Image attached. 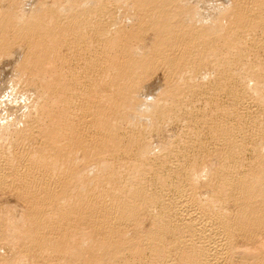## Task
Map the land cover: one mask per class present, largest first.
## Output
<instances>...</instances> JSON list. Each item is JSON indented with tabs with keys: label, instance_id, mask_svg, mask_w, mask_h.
<instances>
[{
	"label": "bare ground",
	"instance_id": "1",
	"mask_svg": "<svg viewBox=\"0 0 264 264\" xmlns=\"http://www.w3.org/2000/svg\"><path fill=\"white\" fill-rule=\"evenodd\" d=\"M60 1L65 15L60 2L44 8L45 1L21 25L10 15L17 3L0 16V47L9 36L25 41L35 75L49 81L42 84L49 102L39 101L38 115L23 130L7 128L9 138L0 135V193L11 190L26 208L24 223L10 225L0 198V264H64L68 253L72 264H264V64L253 62L264 52V0L235 1L227 25L219 18L216 27L209 19L195 23L197 1L134 0L145 16L130 30L118 25L107 0ZM63 40L90 48H80L87 54L77 62L82 75L55 68L52 78ZM231 49L234 58L222 56ZM158 71L171 89L141 111L146 101L138 92ZM204 90L210 107L186 100L185 108L177 97ZM172 105L201 119L213 143L188 140V127L187 140L150 159L148 129L161 127ZM211 153L219 166L201 182ZM149 218L152 226L142 229Z\"/></svg>",
	"mask_w": 264,
	"mask_h": 264
},
{
	"label": "rangeland",
	"instance_id": "2",
	"mask_svg": "<svg viewBox=\"0 0 264 264\" xmlns=\"http://www.w3.org/2000/svg\"><path fill=\"white\" fill-rule=\"evenodd\" d=\"M16 1V2H15ZM46 1V2H45ZM114 1L115 0H112V2L114 3ZM118 3H114V4H117V5H115V6H113L112 7V5H114L110 0H107V5L108 6H110V8L108 9L109 10V12H111V11H115V12H111L112 14L111 15H113L115 18H116V21H117V23H118V25L119 24H121L122 23V26H123V28H126V29H128V30H130V29H133V28H131V27H136L135 25L136 24H139L140 23V21H141V19H143L144 17L143 16H145L144 14L142 15L141 14V11H140V9H139V6L137 5L136 6V4H135V1L134 0H129L130 2H128V0H116ZM195 1H197L196 3H195ZM234 1V2H233ZM235 1H237V0H185L184 1V4L185 3H187V2H189L188 4L189 5H193L194 3H195V7H194V11L196 10V8H197V10L195 11V12H201L202 14H201V17H200V20L199 19H197V21L198 22H196L195 21V23H199V24H202V20L204 19V22L203 23H205V24H207V23H209V20H210V22H211V24H213V27H216L215 25H219L220 26V23H221V20H223V21H225L226 22V20L225 19H227V20H229V18H230V15H231V13L229 12L230 10V7H227V6H229L230 4H233V3H235ZM23 2V3H22ZM45 2V3H44ZM55 2V3H54ZM56 2H60V4H59V7H60V9L62 10H59V12H61V14L63 15L64 13H63V11L64 10H66V9H64L63 10V8H61L62 7V5H63V3L65 2V1H60V0H58V1H54V0H0V16H2V14H4L3 12H5L9 7H11V5H16L15 3H17V7L15 8L16 10L15 11H18L17 13L16 12H14V13H12V14H10L11 16H16L17 17V15L19 16V17H21V18H19L17 21H18V23L21 25V23L23 24L24 23V21H26V20H28V21H30L29 19H30V17L29 16H31V14L30 13H28V12H35V11H39V8H40V6L43 4V6H44V8L47 6V8H50V6L52 7H57V3ZM104 4H106V0H104ZM109 2H111V3H109ZM123 2V3H122ZM124 2H126V3H124ZM134 4H133V3ZM191 2V3H190ZM193 2V3H192ZM200 3V4H197V3ZM205 2H207V3H205ZM101 3H103L102 1H101ZM129 3L131 4V5H129ZM204 3V4H203ZM209 3V4H208ZM212 5H211V4ZM215 3V4H214ZM50 4V5H49ZM111 4V5H110ZM126 4V5H125ZM197 4V5H196ZM218 4H220V6H217ZM10 5V6H9ZM119 5H121V6H119ZM134 5H135V7H137V8H135L134 7ZM203 5V6H202ZM204 5L206 6L205 8H204ZM214 5H216V6H214ZM19 6V7H18ZM43 6H41V8L43 9ZM117 6V7H116ZM124 6H125V8H124ZM199 8H198V7ZM211 6V7H210ZM222 6H224V7H222ZM226 6V7H225ZM58 7V8H59ZM201 7V8H200ZM216 8V10H215V8ZM217 7L218 8H220V10L219 9H217ZM20 8H21V10H20ZM37 8V9H36ZM66 8V7H65ZM115 8H116V10H115ZM203 8V9H202ZM223 8H227L226 10H225V12L223 11L222 12V10H224ZM229 8V9H228ZM3 9V10H2ZM6 9V10H5ZM41 9V10H42ZM73 9H75V8H73ZM129 10V11H124V10ZM200 9H202V11L200 10ZM206 9V10H205ZM222 9V10H221ZM5 10V11H4ZM13 10H14V8H13ZM20 10V11H19ZM24 10H25V12H27V13H22V11L24 12ZM27 10V11H26ZM40 10V11H41ZM76 10V9H75ZM122 10V11H121ZM135 10V11H134ZM213 10V11H212ZM219 11V13L220 14H218V11ZM227 10H229L228 12L229 13H227L226 11ZM3 11V12H2ZM10 11H12V10H10ZM67 11V10H66ZM65 11V12H66ZM140 11V12H139ZM204 11H206V12H204ZM207 11H209L208 13H207ZM215 11V12H214ZM221 11V12H220ZM20 12L22 13V15H20ZM74 12V11H73ZM118 12V13H117ZM122 12H126L125 14L126 15H128L129 13V15L128 16H126L125 14H122ZM66 13H68V11L66 12ZM65 13V14H66ZM120 13V14H119ZM128 13V14H127ZM132 13V14H131ZM203 13H205V14H203ZM207 13V14H206ZM212 13V14H211ZM222 13V14H221ZM64 14V15H65ZM71 14V13H70ZM110 14V13H109ZM117 14V15H116ZM134 14V15H133ZM138 14V15H137ZM211 16H210V15ZM214 14H217V15H215V17H213L214 16ZM227 14V15H226ZM26 15V16H25ZM27 15H28V17H27ZM121 15V16H120ZM220 15H222V16H220ZM22 16L24 17V18H22ZM119 16V17H118ZM124 16V17H123ZM204 16H205V18H204ZM210 16V17H209ZM229 16V17H228ZM16 17H14V18H16ZM133 17H135V18H133ZM142 17V18H141ZM223 19H222V18ZM224 17H228V18H224ZM26 18V20H24ZM27 18H29V19H27ZM122 18V19H121ZM133 18V19H132ZM139 18H141V19H139ZM212 18V19H211ZM219 18L221 19V20H219ZM23 19V20H22ZM118 19V20H117ZM127 19V20H126ZM132 19V20H131ZM209 19V20H208ZM213 19H216V20H213ZM22 22H21V21ZM121 20V21H120ZM137 20V21H136ZM27 21V22H28ZM123 21V22H122ZM134 21V22H133ZM223 21H222V24H224L223 23ZM132 22V23H131ZM201 22V23H200ZM207 22V23H206ZM216 22V23H215ZM125 23V24H124ZM131 23V24H130ZM227 23L228 22H226L225 24L227 25ZM135 24V25H134ZM211 24H209L210 26H212ZM221 24V25H222ZM208 25V24H207ZM120 26V25H119ZM131 26V27H130ZM138 26V25H137ZM12 34V33H11ZM224 34V35H223ZM227 34V32L226 33H220L218 36L220 37V38H224L225 37V35ZM8 37V36H7ZM11 37V38H10ZM88 37H90V36H88ZM92 37V36H91ZM148 37H152L151 35H149L148 34V36L146 35V38H148ZM16 38V37H15ZM93 38V37H92ZM145 38V42H147V41H151L149 38L148 39H146ZM91 38H89V40H90ZM16 40V41H15ZM13 39V37L12 36H9L8 38H6V45H8V46H3V48L2 47H0V49L2 48V49H4V48H6V49H8V50H6V52H5V49L4 50H0V135H3V136H1V137H7V136H9V134L11 133L10 131L11 130H16V128H17V126H18V131L19 130H23L24 128H25V126L26 125H28L29 123L28 122H30L31 121V119L33 118V116L34 117H36V115H38V111H40L39 110V108L40 109H42V107H40L41 105V102H42V104H43V106L44 105H46L47 103V99L46 98H48L49 99V92L47 93V91L48 90H46L47 89V87H45V86H43L44 85V83H46V82H49L46 78L47 77H45V79H46V81H42V80H40V78H38L40 75H35L36 74V72H35V66H33L32 65V63L29 61L30 60V54H28L29 55V57H28V55H27V53H28V48L26 47L25 48V46H27V44L26 45H23V44H25L24 42L25 41H19L18 40V38L17 39ZM88 40V39H87ZM93 40H94V38H93ZM8 41V42H7ZM11 41V42H10ZM64 41V40H63ZM62 41V42H63ZM16 42V43H15ZM21 42V43H20ZM61 42V43H62ZM8 43V44H7ZM10 43V44H9ZM14 45H13V44ZM64 43V46L63 45H61L60 43H59V45L57 46V51L54 53V56H56V58H60V60H58V59H56V61L57 62H55L54 61V63H52L53 65H52V67L53 68H51L50 69V72L51 71H54L55 70V68L58 70L59 68V70L57 71V72H59V73H57L56 71L54 72V73H57V74H59V75H65V77H66V75L68 76H70V74L73 72V70H74V72H78L79 73V76L80 75H82V73L84 72L83 71V69H82V67L80 66V65H82V63L84 62L83 60H84V58H85V56H87V54H83V53H85V52H83L82 53V49L83 48H85L86 46H83V47H79V51L77 50V48H74L73 47V45H70L69 43L68 44H66L67 42L66 41H64L63 42ZM62 43V44H63ZM15 44H17V45H15ZM221 44V43H220ZM10 45V46H9ZM150 45H151V43H150ZM149 45V46H150ZM67 46V47H66ZM8 47V48H7ZM13 47V48H12ZM59 47H63L62 49H60ZM66 47V48H65ZM250 47H251V45L249 46V50H251L250 49ZM80 48H82V49H80ZM86 48H89L88 46L86 47ZM90 49V48H89ZM88 49V50H89ZM13 50V51H12ZM68 50H70V51H68ZM77 52L78 51V53H77V56H75V51ZM81 50V51H80ZM235 49H231V50H229V51H227V50H224V53H222V56L225 54V56H223V57H232V58H234V54L233 53H231V52H233ZM11 51V52H10ZM58 51H61V52H58ZM73 51V52H72ZM225 51H227V52H225ZM80 52V53H79ZM60 55H59V54ZM63 53V54H62ZM73 53V55L74 56H71V54ZM232 54V55H229V54ZM262 53V54H261ZM67 54V55H66ZM80 56H79V55ZM227 54V55H226ZM253 54V53H252ZM259 55H260V57L261 58H259V56L257 57V59L259 60V61H261V62H256V61H253L254 63H256V64H260V65H262V64H264L263 62H264V52L263 51H260V53H258ZM63 55V56H62ZM69 55V56H68ZM25 56V57H24ZM59 56V57H58ZM70 56L71 57H73V58H71L70 59ZM28 57V58H27ZM32 57V56H31ZM81 58L82 60H80L79 58ZM83 57V58H82ZM228 57V58H229ZM229 58V59H232V58ZM250 57H251V59H255V56L253 57V55L251 56V54H250ZM22 59V60H21ZM25 61H24V60ZM73 59V60H72ZM75 59H77V60H75ZM219 59H222L221 57H219ZM27 60V61H26ZM63 60V61H62ZM262 60H263V62H262ZM29 61V62H28ZM62 61V62H61ZM64 61H65V64H64ZM70 63H69V62ZM81 61V62H80ZM25 62V63H24ZM60 62H61V65H60ZM77 62H79V64L77 63ZM28 63V64H27ZM33 66H31L30 64ZM67 63H69V64H67ZM73 63H75L74 65H73ZM27 64V65H26ZM25 65H26V67H25ZM56 67H55V66ZM78 65V66H77ZM18 66H20V67H18ZM27 66H30V67H27ZM60 66V67H59ZM69 66V67H68ZM72 66V67H71ZM76 66V67H75ZM79 66H80V68H79ZM46 67H48V66H46ZM58 67V68H57ZM63 67V68H62ZM74 67V68H73ZM25 68V69H24ZM27 68V69H26ZM30 68V69H29ZM34 68V69H33ZM75 68H79V70L80 69H82L80 72H81V74H80V72H79V70L78 69H75ZM262 68H264L263 67V65H262ZM54 69V70H53ZM31 70V71H30ZM34 70V71H33ZM64 70V71H63ZM71 70V71H70ZM76 70V71H75ZM48 74H49V71L46 69L45 70ZM62 71V72H61ZM32 72V73H31ZM68 72L70 73V74H68ZM19 73V74H18ZM64 73H66V74H64ZM24 75V76H23ZM33 75V76H32ZM51 75L53 76V73L51 72ZM50 74H49V76H51ZM22 76V77H21ZM31 76V77H30ZM38 76V77H37ZM51 76V77H52ZM32 77H34V78H32ZM36 77V78H35ZM41 77V76H40ZM43 77V76H42ZM57 77H60V76H58L57 75ZM64 77V76H63ZM165 77V75L164 74H162V72H160V71H158V73H157V75H154L153 77H151L150 78V80L148 79V81L147 82H145V84H143L142 85V87L140 88L141 90L138 92V96H140V98L139 99H143V97H150L151 98V101H153V100H156L157 98H158V95L161 93L162 94V91L164 90H169L170 91V89L168 88L167 89V87H168V80H166L167 78H164ZM201 77V76H200ZM199 77V78H200ZM52 78H56V76L54 77H52ZM198 78V80H200V82L202 81V82H204L206 79L205 78H203V76L199 79ZM42 79V78H41ZM44 79V77H43V80H45ZM48 79L49 80H51L52 81V79L51 78H49L48 77ZM22 81V82H21ZM26 81V82H25ZM28 81V82H27ZM41 82V83H40ZM43 82V83H42ZM201 82V83H202ZM31 83V84H30ZM167 83V84H166ZM201 83H199L200 85V87H201V89H200V87H198L200 90H202V89H206L210 84H208V82L207 81H205L204 83H206L203 87L201 86ZM43 84V85H42ZM28 86V87H27ZM42 87H45V88H42ZM161 89V90H160ZM146 90V91H145ZM45 91V92H44ZM168 91V92H169ZM205 92H206V90H204ZM204 91H202V92H200V93H198V97H197V94L196 95H194V94H192L194 97H192L190 94H186V92H182V94H180V95H177V97L179 96L180 97V99H179V101H180V103H182V100H183V103H182V105L185 107V108H187V104H184V101H186L187 103H188V106H191V107H193V105L195 106V109H200V108H203V107H205L206 105V107H210V106H208V104L210 105V103L209 102H206V97H208L210 94L208 93V92H206V94H205V92ZM262 91H264V88H263V90ZM189 92V91H188ZM48 95H46V94ZM192 93V92H191ZM205 94V95H204ZM146 95V96H145ZM186 95V96H185ZM190 95V96H189ZM47 96V97H46ZM183 96V97H182ZM46 97V98H45ZM192 97V98H191ZM196 97V98H195ZM202 98V99H201ZM192 99H194V100H192ZM205 99V100H204ZM223 99H226V98H223ZM44 100H45V103H43L44 102ZM39 101H41V102H39ZM150 101V102H151ZM205 101V102H204ZM49 102V101H48ZM27 103V104H26ZM203 104V105H202ZM33 106V107H32ZM38 107V108H37ZM177 107V108H176ZM178 107H180V109L178 108ZM182 108V106H177V105H172V107H169V110L167 111L168 113H167V115H166V117L165 116H162V117H159L160 119H163L162 120V122H161V125H159V126H161V127H156V128H151V123H152V120H151V122H149V118L150 117H143L142 119L143 120H146L145 122L147 123V120H148V123L147 124H149L148 126H150L149 127V129H148V132H149V134H150V136H149V134H148V132H147V138H148V141L151 143V144H149L148 143V145L151 147L152 145V147H153V150H152V147L150 148L149 147V149H151V150H148V153H147V151H146V157H150V159H152V158H155V157H158L157 155L159 154V155H161V153L160 152H162V153H164L163 155H165L167 152H169V149H171V147L174 145V144H178V143H180V139L181 140H183V138H184V136H185V138H184V141L185 140H189V136H191V137H193L194 138V140L196 141L197 140V138L200 140V139H202V140H207V143H210V141L212 140V132L210 131V128L208 127H206V126H203L202 125V123L203 122H201L202 120L201 119H197V118H195V117H193V115H190L189 113H188V115H187V109H185V108ZM182 108V109H181ZM194 108V107H193ZM38 109V110H37ZM177 110V111H176ZM180 110V111H179ZM185 110V111H184ZM171 111V112H170ZM184 111V112H183ZM177 112V114H174V113H176ZM21 113V114H20ZM32 113V114H31ZM182 114V115H181ZM3 115V116H2ZM29 115H31V116H29ZM187 116V117H186ZM193 117V118H192ZM158 118V119H159ZM179 118V119H178ZM7 119V120H6ZM23 119H25V120H23ZM166 119V120H165ZM170 119V120H169ZM174 119V120H173ZM188 119V120H187ZM157 120V119H156ZM168 120V121H167ZM196 120V121H195ZM201 120V121H200ZM186 121V122H185ZM192 121V122H191ZM178 122V123H177ZM198 122H200L199 124H197ZM185 123V124H184ZM188 123V124H187ZM193 123H195V124H193ZM23 124V125H22ZM148 126H147V128H148ZM196 126V127H195ZM188 127H189V130L190 131H192L191 132V134H189L190 132L188 131ZM5 128H6V130H5ZM7 128H9V130L7 129ZM152 130H151V129ZM158 128V129H157ZM193 128H195V129H193ZM203 128V129H202ZM198 130V131H197ZM1 131H3V132H5L4 134L1 132ZM150 131H151V133H150ZM196 131V132H195ZM200 131V132H199ZM9 134H8V133ZM189 132V133H188ZM199 132V133H198ZM189 134L188 135V137H187V139H186V134ZM194 133V134H193ZM195 133H197V134H195ZM7 134V135H6ZM12 134V133H11ZM194 136H193V135ZM11 136V135H10ZM9 136V137H10ZM12 136H14V135H12ZM198 136V137H197ZM201 136V137H200ZM205 136V137H204ZM9 137H7V138H9ZM16 137V136H15ZM146 138V139H147ZM147 141V140H146ZM147 141V142H148ZM175 141V142H174ZM30 143L29 144H33L34 146L36 145V143H35V141H33L34 143H32L31 141H29ZM197 142V141H196ZM212 142V141H211ZM213 143V142H212ZM170 144H172V145H170ZM33 145H29V148H30V146H31V148L33 147ZM28 145H26V147H27ZM37 146V145H36ZM169 146V147H168ZM159 147V148H158ZM168 147V148H167ZM166 148V149H165ZM152 153H151V152ZM165 151V152H164ZM212 154V153H211ZM154 155H156V156H154ZM82 156V154L80 153L79 154V157H81ZM137 156V155H136ZM136 156H134V157H136ZM209 156V155H208ZM208 156L205 158L206 160H207V158H208ZM211 156V155H210ZM209 156V160L207 161V162H205L204 163V165L206 164V166H210V167H206L205 168V170L203 171L202 170V172H201V175H202V177H201V175L199 176V178H200V180H201V182L203 181H205L206 179H207V177L210 175V173H211V170L212 171H214L218 166H219V164H218V160H216V158H217V155H216V158H215V155H213L212 154V156L210 157ZM132 160V159H131ZM133 160H135V161H139V158H135V159H133ZM205 160V161H206ZM212 165V166H211ZM218 165V166H217ZM217 166V167H216ZM207 168H210V169H208L209 170V172L207 171V173H206V170H207ZM208 174V175H206V174ZM205 174V175H204ZM205 176V178H204V176ZM203 178V179H202ZM13 192L10 190L9 191V189L8 190H3L1 193H0V198H1V205H2V210H3V213H5V216H7V219L8 220H10L9 221V223H10V225H15V226H21L23 223H24V221H25V219H26V214L25 213H23L25 210H26V208H25V204H23L24 202L20 199V198H18V196L17 195H14L15 193H13ZM18 198V199H17ZM20 208V209H19ZM23 215V216H22ZM146 220H147V217H146ZM149 221H148V225H146L145 226V223L147 224V221H144V224L142 225V229L144 228V229H147V228H149V227H147V226H152L151 225V222H150V218L148 219ZM150 222V223H149ZM13 225V226H14ZM89 230V228H87L86 230H85V232H87ZM80 234H82L81 232H80ZM100 239V237L98 236L97 237V239ZM240 244H242V243H240ZM243 245V244H242ZM245 245V244H244ZM243 245V246H244ZM5 252H6V250H5ZM70 253H68V254H66V256H68L69 258H71V259H69V258H67L66 256H64L65 258H66V260H65V258L63 259L64 261H63V263L64 264H72V262L74 261V259H73V257H71V255H69ZM71 263H70V262ZM31 262V263H30ZM69 262V263H68ZM33 264L32 263V261H29V260H27V264ZM23 264H26V261H24L23 262Z\"/></svg>",
	"mask_w": 264,
	"mask_h": 264
},
{
	"label": "clouds",
	"instance_id": "3",
	"mask_svg": "<svg viewBox=\"0 0 264 264\" xmlns=\"http://www.w3.org/2000/svg\"><path fill=\"white\" fill-rule=\"evenodd\" d=\"M145 101H146L145 105L141 106V111H150L151 109L148 108V103H150L151 98L150 97H145Z\"/></svg>",
	"mask_w": 264,
	"mask_h": 264
}]
</instances>
